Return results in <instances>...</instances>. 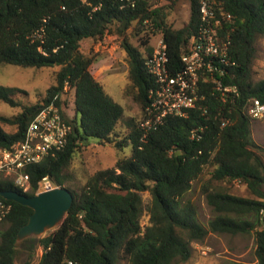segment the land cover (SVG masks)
Listing matches in <instances>:
<instances>
[{
	"label": "trees",
	"instance_id": "trees-1",
	"mask_svg": "<svg viewBox=\"0 0 264 264\" xmlns=\"http://www.w3.org/2000/svg\"><path fill=\"white\" fill-rule=\"evenodd\" d=\"M161 1L172 2L134 0L131 6L121 0H0V65L58 67L41 102L23 104L19 99L23 89L0 85V100L20 109L11 116L0 115V148L23 138L43 104L54 102L72 126L63 149L26 170L31 186L26 195L35 194L44 177L73 194L58 227L22 241L31 244L30 257L41 247L35 264H117L121 257L129 264H176L186 261L191 244L209 233H253L256 264H264V162L252 147L263 148L252 139L244 110L249 98L264 102V76L256 81L252 77L255 42L264 36V0H219L232 16L229 53L234 64L224 82L238 88L233 103L210 94L208 86L205 98L187 116L169 115L145 137L138 120L129 118L124 121L125 132L118 133L123 107L93 76L89 70L93 59L80 51V44L85 39L100 40L112 25L121 35L135 24L134 34L143 33V49L126 39L121 46L127 58L129 92L144 107L154 84L145 64L152 51L149 35H162L169 64L179 69L180 55L199 21L198 1L188 0V21L173 28L167 21L170 4L160 5ZM65 87L73 91L72 117L63 108ZM2 124L13 129L7 131ZM200 125L205 127L201 137L192 139L190 131ZM88 138L120 150L130 146V152L112 167L96 170L76 193L65 186L72 179L69 165ZM207 165L213 169L203 191L214 215L205 226L183 197ZM219 181H239L252 196L212 188V182ZM3 190L21 193L0 178ZM143 191L149 193L145 208ZM8 202L11 211L0 224V264H15L16 234L32 212L25 205ZM144 209L148 224L142 226Z\"/></svg>",
	"mask_w": 264,
	"mask_h": 264
},
{
	"label": "rangeland",
	"instance_id": "rangeland-1",
	"mask_svg": "<svg viewBox=\"0 0 264 264\" xmlns=\"http://www.w3.org/2000/svg\"><path fill=\"white\" fill-rule=\"evenodd\" d=\"M169 3L167 21L173 28H180L189 19V1L172 0V2H159L160 5ZM135 24H132L124 34H117L115 25L106 32L100 40L85 39L80 44V51L93 59L89 70L93 76L103 85L105 91L114 101L122 105L124 113L118 125L117 132H125L124 121L132 118L135 122L141 116V106L135 101L129 92L130 82L128 79V65L126 53L121 46V42L126 39L131 44L138 46L141 50L140 37L143 33L134 34ZM158 33L149 35L150 45L156 42ZM256 55L253 60V80H259L264 76V36L258 37L255 42ZM58 67H21L11 64L0 65V85L21 88L25 93L20 94L19 99L23 104L41 102L47 87L54 82L55 71ZM63 108L68 117H72L73 91L67 89L62 95ZM20 109L10 106L0 100V115L11 116ZM7 131L13 128L3 125ZM250 131L254 142L263 149L252 147L264 162V116L260 119L250 120ZM130 146L120 150L110 143L99 144L97 139L88 138L86 144H81L73 159L70 162L69 170L72 175L70 182L65 186L78 193L87 178L96 170L112 167L117 158L128 155ZM213 167H204L200 176L195 179L190 190L185 194L183 200H188L195 209L199 222L207 226L208 221L213 217L214 212L207 204L203 186L210 179ZM53 186H57L52 183ZM212 188H220L231 194L251 197L245 185L239 181H219L212 182ZM142 203L145 206L149 202V193H140ZM142 226L148 224V214L146 210L140 217ZM51 231V230H49ZM49 231L44 233L47 234ZM42 236V235H41ZM17 252L15 264H35L41 257L42 249L37 246L31 253V244L17 242ZM191 256L186 261L176 264H256L254 234H228L209 233L202 241L191 244ZM117 264H129L126 257H121Z\"/></svg>",
	"mask_w": 264,
	"mask_h": 264
},
{
	"label": "built area",
	"instance_id": "built-area-1",
	"mask_svg": "<svg viewBox=\"0 0 264 264\" xmlns=\"http://www.w3.org/2000/svg\"><path fill=\"white\" fill-rule=\"evenodd\" d=\"M121 1L134 6V0ZM197 1L199 21L180 55L181 68H171L162 35L157 36L145 62L154 84L148 90L147 102L138 120L142 137L169 115L187 116L188 110L205 98L208 86L210 94L222 102L233 103L234 96L239 94L234 84L224 82L228 68L234 64L229 53L232 16L219 0ZM244 110L250 120L260 119L264 116V102L249 98ZM226 123L222 122V126ZM204 128L203 125L193 128L190 137L199 139ZM71 131V124L62 117L54 102L43 104L28 123L23 138L8 148H0V178L9 180L23 194L30 192L27 168L48 156H55L65 147ZM51 187L54 186L50 179L44 177L36 192ZM11 208L7 199H0V224Z\"/></svg>",
	"mask_w": 264,
	"mask_h": 264
},
{
	"label": "water",
	"instance_id": "water-1",
	"mask_svg": "<svg viewBox=\"0 0 264 264\" xmlns=\"http://www.w3.org/2000/svg\"><path fill=\"white\" fill-rule=\"evenodd\" d=\"M0 196L32 209L28 221L16 234V243L28 238L40 237L60 225L73 202L72 192L64 186H54L26 195L16 190H3Z\"/></svg>",
	"mask_w": 264,
	"mask_h": 264
}]
</instances>
